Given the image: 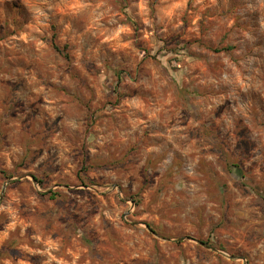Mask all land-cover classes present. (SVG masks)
Returning a JSON list of instances; mask_svg holds the SVG:
<instances>
[{
    "label": "rangeland",
    "instance_id": "374dc122",
    "mask_svg": "<svg viewBox=\"0 0 264 264\" xmlns=\"http://www.w3.org/2000/svg\"><path fill=\"white\" fill-rule=\"evenodd\" d=\"M0 170V264H264V0H0Z\"/></svg>",
    "mask_w": 264,
    "mask_h": 264
},
{
    "label": "trees",
    "instance_id": "16d2710c",
    "mask_svg": "<svg viewBox=\"0 0 264 264\" xmlns=\"http://www.w3.org/2000/svg\"><path fill=\"white\" fill-rule=\"evenodd\" d=\"M50 44L51 46L59 53L61 54L65 59L69 60V54L67 53V46H63V47H59L56 43H55V40H54V36H52L51 40H50ZM116 75L118 77H121L122 73L120 72H116ZM232 170H234L236 172V174L240 177V178H243V175H242V170L240 169L239 166L237 165H232L231 166ZM0 174H4L3 171L0 170ZM57 196V194L55 193H49V197L51 199H54L55 197ZM204 244L208 245L207 242H204Z\"/></svg>",
    "mask_w": 264,
    "mask_h": 264
},
{
    "label": "water",
    "instance_id": "95a60500",
    "mask_svg": "<svg viewBox=\"0 0 264 264\" xmlns=\"http://www.w3.org/2000/svg\"><path fill=\"white\" fill-rule=\"evenodd\" d=\"M3 192V191H2Z\"/></svg>",
    "mask_w": 264,
    "mask_h": 264
}]
</instances>
